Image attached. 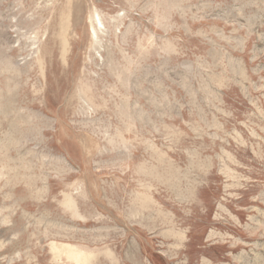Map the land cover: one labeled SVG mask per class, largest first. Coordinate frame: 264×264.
I'll list each match as a JSON object with an SVG mask.
<instances>
[{
  "label": "rangeland",
  "instance_id": "374dc122",
  "mask_svg": "<svg viewBox=\"0 0 264 264\" xmlns=\"http://www.w3.org/2000/svg\"><path fill=\"white\" fill-rule=\"evenodd\" d=\"M0 264H264V0H0Z\"/></svg>",
  "mask_w": 264,
  "mask_h": 264
}]
</instances>
